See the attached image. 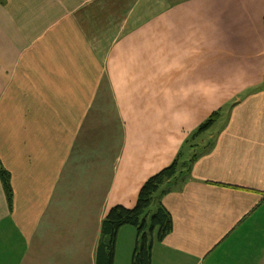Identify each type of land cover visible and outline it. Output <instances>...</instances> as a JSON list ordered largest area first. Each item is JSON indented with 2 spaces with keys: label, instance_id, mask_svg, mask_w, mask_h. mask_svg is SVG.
<instances>
[{
  "label": "crops",
  "instance_id": "crops-1",
  "mask_svg": "<svg viewBox=\"0 0 264 264\" xmlns=\"http://www.w3.org/2000/svg\"><path fill=\"white\" fill-rule=\"evenodd\" d=\"M217 110L151 264H264V0H0V264H97L110 208Z\"/></svg>",
  "mask_w": 264,
  "mask_h": 264
},
{
  "label": "trees",
  "instance_id": "trees-1",
  "mask_svg": "<svg viewBox=\"0 0 264 264\" xmlns=\"http://www.w3.org/2000/svg\"><path fill=\"white\" fill-rule=\"evenodd\" d=\"M221 114V110L213 112L189 134L174 160L143 183L135 206L128 208L123 205H114L110 208L101 224L97 264H114L118 233L126 225L135 227L137 231L132 264L152 263L154 241H162L174 227L173 218L162 203V197L186 181L199 150L208 144L201 146L197 139L211 129ZM0 178L10 207H12L11 173L3 166L1 160ZM147 228L149 232L146 231ZM153 233L156 234L155 240Z\"/></svg>",
  "mask_w": 264,
  "mask_h": 264
},
{
  "label": "rangeland",
  "instance_id": "rangeland-1",
  "mask_svg": "<svg viewBox=\"0 0 264 264\" xmlns=\"http://www.w3.org/2000/svg\"><path fill=\"white\" fill-rule=\"evenodd\" d=\"M104 90H105V98H104V102L106 103H104L103 104V107L105 108V112H103V114H102V117L101 118H105V120H106V123H107V125H106V129H108L111 125H112V120H113V117L115 116V114H114V111H113V108H114V106H113V101H114V99H113V95H112V91H111V87H110V85L108 84V83H105V86H104ZM99 106V105H98ZM113 106V107H112ZM115 110V109H114ZM110 123V124H109ZM113 128V127H112ZM107 131H109V129L107 130ZM206 134H207V132L205 133V134H203L202 136L204 137V136H206ZM201 136V137H202ZM199 141V140H198ZM200 144L202 143V142H199ZM198 150V149H197ZM190 155H191V152H190ZM74 172H76V171H73V173ZM81 174H82V172H81ZM85 180V179H84ZM80 182H82V180L80 181ZM147 232H149V228H147V230H146ZM56 245H57V250H56V252L52 255L53 257H55L56 258V256L57 255H59V254H63L64 253V251H65V245L64 244H62L61 242H57L56 243ZM67 245V244H66ZM63 263V262H62ZM61 264V263H60Z\"/></svg>",
  "mask_w": 264,
  "mask_h": 264
}]
</instances>
